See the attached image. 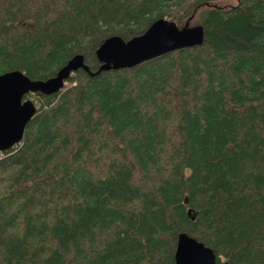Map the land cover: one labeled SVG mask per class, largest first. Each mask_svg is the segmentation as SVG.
<instances>
[{
  "label": "trees",
  "instance_id": "1",
  "mask_svg": "<svg viewBox=\"0 0 264 264\" xmlns=\"http://www.w3.org/2000/svg\"><path fill=\"white\" fill-rule=\"evenodd\" d=\"M0 0V74L56 75L160 18L201 45L72 73L0 152V264H264V0ZM186 166V167H185ZM6 192V193H5ZM136 200V201H134Z\"/></svg>",
  "mask_w": 264,
  "mask_h": 264
},
{
  "label": "water",
  "instance_id": "2",
  "mask_svg": "<svg viewBox=\"0 0 264 264\" xmlns=\"http://www.w3.org/2000/svg\"><path fill=\"white\" fill-rule=\"evenodd\" d=\"M203 40L202 26L187 24L180 28L176 23L160 18L145 33L128 41L119 36L106 39L96 50L101 66L95 73L90 71L82 55H76L55 76L46 80H31L19 70L0 74V152L20 143L36 113V103L24 99L27 94H55L79 69L94 76L102 71L132 68L167 53L201 45ZM174 261V264H217L213 249L187 233L178 235Z\"/></svg>",
  "mask_w": 264,
  "mask_h": 264
},
{
  "label": "rangeland",
  "instance_id": "3",
  "mask_svg": "<svg viewBox=\"0 0 264 264\" xmlns=\"http://www.w3.org/2000/svg\"><path fill=\"white\" fill-rule=\"evenodd\" d=\"M222 3H228L229 4V3H232V0H223ZM194 26H197V24L193 23V24L190 25V27H194ZM29 99H32V97H30ZM32 100L34 101V99H32Z\"/></svg>",
  "mask_w": 264,
  "mask_h": 264
},
{
  "label": "bare ground",
  "instance_id": "4",
  "mask_svg": "<svg viewBox=\"0 0 264 264\" xmlns=\"http://www.w3.org/2000/svg\"><path fill=\"white\" fill-rule=\"evenodd\" d=\"M185 26V25H184ZM186 167V166H185ZM6 193V192H5ZM134 201H136V200H134ZM204 243V242H203Z\"/></svg>",
  "mask_w": 264,
  "mask_h": 264
}]
</instances>
